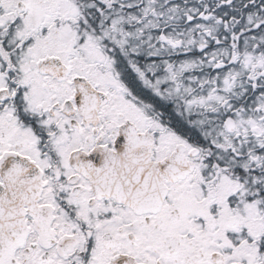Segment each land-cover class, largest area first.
<instances>
[{"label":"snow or ice","instance_id":"obj_1","mask_svg":"<svg viewBox=\"0 0 264 264\" xmlns=\"http://www.w3.org/2000/svg\"><path fill=\"white\" fill-rule=\"evenodd\" d=\"M0 264H264V0H0Z\"/></svg>","mask_w":264,"mask_h":264}]
</instances>
